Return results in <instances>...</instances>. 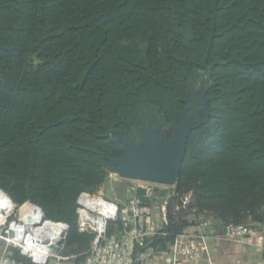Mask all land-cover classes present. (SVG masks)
<instances>
[{"label":"trees","instance_id":"trees-1","mask_svg":"<svg viewBox=\"0 0 264 264\" xmlns=\"http://www.w3.org/2000/svg\"><path fill=\"white\" fill-rule=\"evenodd\" d=\"M198 71L211 82L209 116L187 137L169 235L135 254L150 241L166 251L201 216L223 230L263 225L264 0H0V192L66 224L56 250L82 264L94 235L78 229L76 200L97 193L125 153L110 134L139 129L150 108L176 122ZM173 197L198 218H177Z\"/></svg>","mask_w":264,"mask_h":264},{"label":"built area","instance_id":"built-area-1","mask_svg":"<svg viewBox=\"0 0 264 264\" xmlns=\"http://www.w3.org/2000/svg\"><path fill=\"white\" fill-rule=\"evenodd\" d=\"M139 181L136 180V182ZM161 185L164 184L159 186ZM140 188L144 189V196L150 201L149 204L141 203L138 195ZM161 188L165 189L166 187ZM129 192L131 193L129 198L123 203L88 192H81L78 195L76 200L78 229L91 232L94 235L82 264H133L134 260H137L135 254L137 245L144 244L148 237L169 235L163 229V224L166 222L167 205L171 195L163 197L160 190H156L151 185H140L139 183L131 185ZM190 198L191 192L184 195L181 198L182 206L186 205ZM152 217L154 223L151 222ZM117 219L122 221L123 231L107 235V224ZM46 221L50 224H58L59 228L58 237L53 236V239L47 243L43 240L46 231L40 224L32 226L28 220L24 221L20 218L6 221L7 224L0 227L5 228L0 234V239L4 241L0 264H22L9 255V246L17 247L19 252L32 264H48L49 260L55 256V249L62 244L59 241L64 239L68 227L62 222L56 223L47 219ZM214 221L212 215L201 216L194 223L193 231L184 229L176 234L169 248L163 251L168 264H178L182 260L197 264L203 258H209L207 239ZM259 227L261 226L229 222L224 227L223 235L225 239L238 240L246 236H255ZM46 230L49 234L54 235L52 231ZM257 243H261L260 239L257 240ZM51 245H55L56 248H51ZM58 259H60L59 256Z\"/></svg>","mask_w":264,"mask_h":264},{"label":"water","instance_id":"water-1","mask_svg":"<svg viewBox=\"0 0 264 264\" xmlns=\"http://www.w3.org/2000/svg\"><path fill=\"white\" fill-rule=\"evenodd\" d=\"M193 103L199 106L196 111L198 119L192 118V114L188 113ZM207 109L205 91H199L193 97H186V104L179 113L177 121L171 123L169 137L166 132L161 131L163 123L156 127L150 124L147 128L140 126L142 139L140 144L132 139L127 128L113 131L110 137L114 141H122L126 146V151L122 155L111 157L108 169L130 180L175 186L187 137L192 129L207 121L209 116ZM32 205L39 209L42 218L45 219L41 208ZM59 242H63V239ZM51 248L55 249L56 246L51 245ZM138 257L139 253H136V258Z\"/></svg>","mask_w":264,"mask_h":264},{"label":"crops","instance_id":"crops-1","mask_svg":"<svg viewBox=\"0 0 264 264\" xmlns=\"http://www.w3.org/2000/svg\"><path fill=\"white\" fill-rule=\"evenodd\" d=\"M127 198H129V196ZM116 202L120 203L119 200H116ZM151 222L154 223L153 217L151 218ZM186 229L188 231H193L195 228L194 226H191ZM209 231L207 239L209 258H203L197 264H264V224L258 228V232L255 236H246L238 240L225 239L223 229L216 223L211 225ZM259 239L261 243H257V240ZM9 247V255L14 256L17 253V250L11 247L15 246ZM3 248L4 241L0 239V254L2 253ZM137 253H139L137 261L141 264H168L167 257L163 252L158 250V247L155 249L151 241L142 252L139 251ZM54 254L56 255L49 260L48 264H72L67 260L66 262L58 261V253H56V250ZM27 261L29 262L28 264H32L28 259ZM180 264L195 263L182 260L180 261Z\"/></svg>","mask_w":264,"mask_h":264},{"label":"rangeland","instance_id":"rangeland-1","mask_svg":"<svg viewBox=\"0 0 264 264\" xmlns=\"http://www.w3.org/2000/svg\"><path fill=\"white\" fill-rule=\"evenodd\" d=\"M210 85H211V82L208 80L207 73L205 71L195 72V75L192 79V87L190 90V94H192V97H193L199 91L204 92L205 89L207 87H209ZM198 107L199 106L197 104H194L193 107L188 112V113L192 114V118H194V119H198V117L196 115V111H197ZM150 110H151L150 112H152V113H150V112H144L143 113L144 121H143L142 126L147 128L148 125L150 124V125H152V127H156L159 124L163 123L161 131L166 132L168 134V137H169V135L171 133V128H170L171 124L170 125L164 124V122L161 120V116L157 115V112L154 109L150 108ZM130 134H131L132 139L134 141H136V143H138V144L142 143L141 133H140L139 129L132 130V132ZM107 170H108V172H107V176L105 178V181L99 187V189H98L97 193H95V195L96 196H102L103 198L108 199V200H112V201L119 200L120 203H123L126 200V198L128 196H130V194H131L129 192L131 185L137 184V183H139L140 185H151L156 190H160L163 197L172 195L174 190H175V186H171V185L159 186L160 184L158 185L155 183L149 184L147 182H142V181L136 182V180H130L127 178H123L120 175L110 171L109 169H107ZM164 186L166 187L165 189L161 188ZM176 204H177V200L175 197H173L172 200L170 201V205H171L172 211L175 213L177 218H183L186 215L190 219L193 217L196 219L198 218V217H196V215H193L192 213H190L184 209L179 210V211L175 210ZM18 208L19 207L17 205H15V203H14V208H13V211L11 212L12 214L9 215L10 213H8L7 214V215H9L8 217H7V215L0 217V227L3 226L4 224H7L6 221L17 220L18 218H20V215L18 213V210H19ZM4 229L5 228H0V234ZM56 253H58V256L60 257V259H58V261L66 262V260H67L70 262V260H68V257H67V253H68L67 249H57ZM54 255H56V254H54ZM21 259L23 260L24 263H26V264L29 263L27 261V259H25L23 257H21Z\"/></svg>","mask_w":264,"mask_h":264},{"label":"bare ground","instance_id":"bare-ground-1","mask_svg":"<svg viewBox=\"0 0 264 264\" xmlns=\"http://www.w3.org/2000/svg\"><path fill=\"white\" fill-rule=\"evenodd\" d=\"M2 193L0 192V217L7 215L8 213H11L14 208V203L6 199L3 195L4 193L3 194ZM18 207H19L18 213L20 215V219H24V221L28 220V222H30L32 226H36V224H40L41 227L45 229L46 232L43 235L44 236L43 240L46 243L49 242L50 239H53V236L58 237V229H59L58 224H53V223L50 224V222L46 221V219H43L42 214L37 207L33 206L30 203ZM43 223H45V225H42ZM46 229H48V231H52L54 235L49 234Z\"/></svg>","mask_w":264,"mask_h":264},{"label":"clouds","instance_id":"clouds-1","mask_svg":"<svg viewBox=\"0 0 264 264\" xmlns=\"http://www.w3.org/2000/svg\"><path fill=\"white\" fill-rule=\"evenodd\" d=\"M46 219V218H45ZM53 222V221H52ZM57 223V222H56ZM56 250V249H55Z\"/></svg>","mask_w":264,"mask_h":264}]
</instances>
